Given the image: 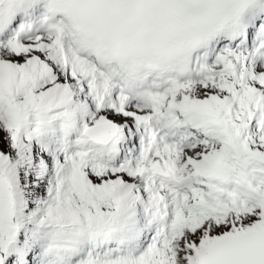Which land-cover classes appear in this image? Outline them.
<instances>
[{
	"label": "snow or ice",
	"instance_id": "snow-or-ice-1",
	"mask_svg": "<svg viewBox=\"0 0 264 264\" xmlns=\"http://www.w3.org/2000/svg\"><path fill=\"white\" fill-rule=\"evenodd\" d=\"M0 264H264V0H0Z\"/></svg>",
	"mask_w": 264,
	"mask_h": 264
}]
</instances>
